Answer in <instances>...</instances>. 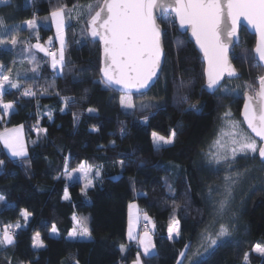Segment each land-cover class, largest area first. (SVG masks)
I'll use <instances>...</instances> for the list:
<instances>
[{
  "label": "trees",
  "instance_id": "16d2710c",
  "mask_svg": "<svg viewBox=\"0 0 264 264\" xmlns=\"http://www.w3.org/2000/svg\"><path fill=\"white\" fill-rule=\"evenodd\" d=\"M100 2L10 0L7 4L0 3V20L9 26L7 33H0V38L10 40L16 36L19 41L16 49L8 45L9 50L5 51L4 46H0V64L5 66V73L8 67L13 69V79L19 73L22 85L19 90L5 89L3 101L15 102V110L7 116L0 110V131L22 125L27 145L26 160L10 158L0 148V161H4L0 196L6 200V203H0V229L5 224H24L21 209L33 213L26 228L17 229L15 245L0 248V264H8L9 259L11 264H77V261L79 264H130L138 252L137 246L126 238L127 207L132 202L151 217L152 228L155 225L152 239L156 252L151 258L142 256L143 264H177L179 253L189 240L192 247L184 264H189L190 259H199L202 264H244L245 252L249 253L248 264H264V257L252 251L253 245H264V169L257 154L255 159L251 158L252 154L247 159H238L233 168V172L251 169L235 191L233 210L237 213L239 227L232 239L238 242L224 243L207 258L195 255L198 251L204 252V248L199 247L200 233L211 219L208 185H222L228 174L227 165H220L218 170L215 166H207L209 145L225 112L230 111L243 125L240 109L244 92L253 95V90L258 87L256 77L264 74V67L253 59L255 37L241 29V40L234 50L237 57H242L241 49L246 48L247 58L243 62L241 59L232 62L242 75L239 79L225 81L231 86L246 83L248 87H241L236 95L217 100L201 90L204 65L187 33L178 31L171 14H164L158 18V23L166 30L164 50L168 55L163 72L146 96L132 95L136 110H125L119 103L122 94L102 90L101 85L93 83L102 75L101 54L97 39L88 34L87 17L84 16L85 23L65 27V54L70 60L69 67L83 71L68 73L65 70L63 78L55 77L48 57L32 49L36 63L40 65V70L33 73V65L25 59L24 49L34 44L37 36L45 37L51 31L42 26L35 32L27 30L22 26L25 20L50 14L64 5L73 8L83 3L98 5ZM16 25L21 27L14 30ZM177 40L183 41L179 48L173 43ZM74 76L79 83L73 81ZM181 78L193 82L192 87L185 90L189 95L186 102L174 99L175 84ZM29 88L36 96L21 98L23 91ZM65 96L74 97L75 103H69L62 113L60 108ZM148 98H155L152 102L158 107L141 111L140 102ZM193 104L198 105L200 111H185ZM89 108H95L97 112L89 114ZM73 113L80 116L75 126ZM150 113L149 123H143V118ZM93 126L98 131H91ZM122 126L126 129L123 137ZM37 127L47 129V132H40L39 143L34 145L33 141L38 139ZM173 128L177 131L175 144L154 150L151 132L164 129L169 132ZM112 141H115L114 146ZM66 156L69 157L67 171L77 168L82 161L93 169L102 170V179L93 178L94 186L88 189L87 196L81 193V182L65 180ZM120 161L125 163L123 170ZM66 183L68 200L62 199ZM168 185L172 186L173 192L169 191ZM176 205L179 207L175 215L181 220L182 233L179 238L169 241L167 227ZM74 215L87 218L91 241L68 239ZM53 223L59 231L55 236L50 235ZM37 231L46 245L41 249L32 246V237ZM121 244L126 245L124 253L119 250Z\"/></svg>",
  "mask_w": 264,
  "mask_h": 264
},
{
  "label": "snow or ice",
  "instance_id": "6c2138e0",
  "mask_svg": "<svg viewBox=\"0 0 264 264\" xmlns=\"http://www.w3.org/2000/svg\"><path fill=\"white\" fill-rule=\"evenodd\" d=\"M10 0H0V3L7 4ZM160 9L171 10L175 14V19L179 23L180 28L190 30L191 37L194 38L195 44L202 51L204 60L206 61L202 75L204 83L201 86L202 91H207L217 100H223L226 97L238 94L241 87L247 88L248 85L231 86L225 83L226 80L239 79L242 72L233 65V59L247 58L248 50L241 49L242 57H237L234 45L240 43L238 36V27L241 18L245 19L256 31L258 40L254 48L253 59H258L259 66H264V0H101L98 5L89 4L84 11H78L76 18L81 23H85L84 16L87 15L86 27L88 34L92 38H99L103 48L101 60V78L93 80L94 84H99L102 90H114L113 86H119L120 96L119 103L122 109L135 111L137 105L133 102V90L135 94L146 96L147 92L155 86L159 81L163 72L164 61L167 58V53L164 50L166 30L157 23L156 11ZM76 10L67 9V6H61L50 13L52 24L56 29V39L60 43L58 52H53L44 45L37 42L31 44L24 49L25 59L29 64H32V72L36 73L40 70V65L36 63V57L32 53V49H37L45 53L50 58V67L54 72L55 77L63 78L65 70L68 73L74 71H83L76 69L75 66L69 67L70 60L66 57V41H65V12ZM45 19H48L47 17ZM24 24L32 32L37 31V22L35 18L27 19ZM21 26L16 25L14 30H18ZM9 26L5 25L3 20H0V30L8 32ZM51 37L48 43H51ZM19 41L16 36H12L10 40L0 38V46H4V50L8 51V45L11 49H16ZM177 48L183 45V41L177 40L173 42ZM15 63V61H13ZM178 63V61H177ZM5 66L0 64V109L5 116L15 110V102L3 101V95L6 86L11 89L19 90L22 85L19 82L20 74H16V79H13L11 67L4 71ZM183 74H181L182 77ZM259 87L254 89L255 96H250L247 91L244 92V120L248 128L259 138L243 135L236 131L237 124L227 118L230 112H225L223 118L227 121L226 127L229 131L224 132L221 138L215 141L214 149L207 153V166H215L218 170L220 165H227L228 174L225 175L222 185H208V203L210 207L211 219L209 224L201 230L199 247L204 248V252L199 251L195 254L200 257L207 258L214 254L218 247L224 243L233 240V234L237 231L239 225L236 223L238 216L234 209L235 191L239 184L249 175L251 169L237 170L233 172L235 162L240 159L251 158L255 159L256 154L259 157V164L264 169V74L256 77ZM75 83H79L77 77H73ZM193 85L192 81L185 82L183 78L175 84L174 99L178 102H186L189 100V95L185 91ZM167 81H165V88ZM88 90L85 89V92ZM59 95V92H57ZM36 93L32 89H25L21 95L24 97H35ZM259 99L260 105L257 109L253 103ZM148 98L142 100L139 104L141 111H148L150 108L158 107L152 100ZM63 106L60 112H65L69 103H75V98L71 96L62 97ZM185 111H200L198 105H190ZM89 114L96 113L97 109H87ZM150 116L143 118V123L148 124ZM49 120L52 119L51 112L48 113ZM80 119V116L73 113V125L75 126ZM123 125V122H121ZM39 124V120L37 121ZM22 125L13 129H5L0 132V142L7 149L10 158L17 160L27 159V148L22 141L21 132ZM35 131L38 134V139L33 141V144L39 143V133L47 132V129L37 127ZM91 131L95 132L98 129L93 126ZM121 136L126 134L125 127L120 129ZM177 131L175 128L169 131L167 136L160 134L158 131L151 132V141L154 150L160 151L168 146H173L176 142ZM115 145V141L111 142ZM47 159V158H46ZM69 157L64 159L65 180L69 181L76 178V173H79V179L83 181L81 193L87 196L88 189L94 186L93 176L95 179H102V170L100 168L93 169L86 161L73 169L67 171ZM121 170L124 169V161H120ZM4 161H0V174L3 173ZM142 166V165H141ZM30 167V165H29ZM59 179V177H56ZM113 179H116L115 177ZM170 192H173L171 185H168ZM190 191V186L189 189ZM255 190V189H253ZM264 190V189H262ZM138 196L146 195L145 193H136ZM62 199H70L67 183L65 184ZM0 203H6L5 197L0 196ZM134 205L129 204L131 209ZM176 205L173 209L167 227V239L174 241L179 238L182 233L181 220L175 215ZM231 213V215H229ZM20 215L24 220V224L16 223L5 224L0 229V248L13 246L16 243L15 235L17 229L26 228L33 213L27 209H21ZM227 217V220H225ZM139 216H137V220ZM143 219L148 223H152L151 217L146 213ZM74 227L68 232V238L73 240L91 241L92 232L87 226L86 217L73 216ZM218 224V227H217ZM155 225L153 224V228ZM59 231L55 223L52 224L50 235H58ZM129 241H138L139 251L136 254L132 264H143L144 258H151L156 252V245L153 242L150 231L146 230L142 235L138 234L134 227L133 221L129 219V229L127 233ZM32 246L34 249L46 247L41 239L40 232H35L32 237ZM192 247V241L184 245V249L179 253L177 264H184V258L188 255V250ZM120 252L126 251V245H120ZM253 252L264 256V246L260 244L253 245ZM249 253H244V264H248ZM11 264V259L8 260ZM77 264L79 262L77 261ZM189 264H202V261L189 260Z\"/></svg>",
  "mask_w": 264,
  "mask_h": 264
},
{
  "label": "rangeland",
  "instance_id": "374dc122",
  "mask_svg": "<svg viewBox=\"0 0 264 264\" xmlns=\"http://www.w3.org/2000/svg\"><path fill=\"white\" fill-rule=\"evenodd\" d=\"M89 4L95 5L96 3H83L81 5L76 6V10L75 11H72V12L66 11L65 12V27L67 25L72 24V23L73 24H80L81 22L78 21L77 18H76L77 12L78 11H84L85 10V7L87 5H89ZM67 9L71 10L73 8H67ZM162 16H165V15L163 14ZM46 17L48 19H45ZM86 17H87V15H85V18ZM36 22H37V28L39 26H42V27H49L51 29L50 33H48L45 37L37 36V39L39 40V43H41L42 45H44L46 48L50 49L53 52H58V50L60 48V43L56 39V29H55L54 25L52 24L50 14H46V15L39 16L38 18H36ZM22 26L27 29V26L24 24V22H23ZM27 30H29V29H27ZM79 31H81V34H82V32H83V27L82 26L79 28ZM1 32L4 33L3 30H1L0 33ZM50 37L52 38L51 39V43H48ZM65 39H66V36H65ZM36 42H37V40H36ZM25 45H27V42L25 43ZM37 51H39V50H37ZM40 53H42V54L45 55V53H43V52H40ZM47 59L51 63L50 58L48 57ZM49 86H51V82L49 83ZM0 110H2V109H0ZM227 112H230V111H227ZM0 116H1V114H0ZM223 116L221 117L220 122H219V125H218L217 129L214 132L213 140L211 141V144L209 145V148H208L209 151L214 149L215 141L218 138H221L223 136V133L224 132L229 131V129L225 126L226 123H227V121L223 118ZM227 119L228 120H231V121H233V122H235L237 124V128L235 129L236 131L240 132L243 135H247V136L252 137L247 132L246 128L236 119V117L231 112H230V116ZM17 126H21V125L12 126V127L5 128V129H13V128H16ZM5 129H3V131ZM3 131H0V132H3ZM158 132L160 134H162V135H165V136H167L169 134V132L166 131L165 129L164 130H161V131H158ZM21 137H22V141L25 144V146H27L26 145V139H25V133H24V128L23 127H22ZM0 148H3V150L8 154L7 149L4 148V145H3L2 142H0ZM8 155L10 156V154H8ZM72 170L73 169L69 170V172H71ZM75 175H76V178L75 179H72V180H69L68 182H71V181L76 180V181L81 182L82 185H83V181L79 179V175L80 174L79 173H76ZM92 178H94V176ZM134 204H136V203H134ZM143 215H144V213H143ZM149 225H150V228H149L148 231H150V234H151L153 228H152V224L151 223H149ZM73 227H74V221H73ZM67 237H68V234H67ZM68 239H70V238H68ZM261 246H264V245H261ZM254 253H256V252H254ZM256 254L260 255L259 253H256ZM260 256L261 257H264L262 255H260Z\"/></svg>",
  "mask_w": 264,
  "mask_h": 264
},
{
  "label": "water",
  "instance_id": "95a60500",
  "mask_svg": "<svg viewBox=\"0 0 264 264\" xmlns=\"http://www.w3.org/2000/svg\"><path fill=\"white\" fill-rule=\"evenodd\" d=\"M156 16H157V23H158V18H160L163 14H171L173 17H174V19H175V14L173 13V12H171V10H167V9H160V10H157L156 11ZM175 23H176V26H177V29H178V31L179 32H181V33H187V35H188V39H189V41L194 45V48H195V50L198 52V54L200 55V61L203 63V65H204V67H205V64H206V61L204 60V56H203V53H202V51L199 49V47L195 44V40H194V38L193 37H191V33H190V30H187L186 28H180L179 27V23H178V21L175 19ZM242 28H244L246 31H247V33H249L250 35H252V36H254L255 37V45H254V47H253V50H254V48H255V46H256V43H257V40H258V36H257V34H256V31H255V29L245 20V19H243V18H241V20H240V22H239V27H238V36H239V38H240V35H241V29ZM97 39V41H98V43H99V46H100V54H101V60H102V54H103V48H102V45H101V43H100V41H99V38L97 37L96 38ZM241 40V39H240ZM236 45H238V44H235L234 46H236ZM252 50V52H253V55H254V51ZM258 63H259V61H258V59H255ZM101 66H102V64H101ZM261 67H264V66H261ZM114 87V91H116V92H118V93H120V94H122L121 93V91H119V86H113ZM258 87H259V84H258ZM258 87H257V89H258ZM207 92V91H206ZM208 93V92H207ZM133 94H135V90H133ZM250 96H255V93L253 94V95H250ZM244 103H245V99H244V96H243V103H242V106H241V109H240V118H241V121H242V123H243V125H244V127L246 128V130H247V132L253 137V138H256L255 137V134L251 131V129L250 128H248V125H247V123L245 122V120H244V115H243V111H244ZM253 103L256 105V107H257V109L259 108V105H260V101H259V99L257 98L256 100H254L253 101ZM257 139V141L259 142V138H256ZM258 155V154H257ZM259 158V157H258Z\"/></svg>",
  "mask_w": 264,
  "mask_h": 264
},
{
  "label": "crops",
  "instance_id": "0c3cea01",
  "mask_svg": "<svg viewBox=\"0 0 264 264\" xmlns=\"http://www.w3.org/2000/svg\"><path fill=\"white\" fill-rule=\"evenodd\" d=\"M6 88H8L7 86H6ZM5 88V89H6ZM2 111V110H1ZM3 113V112H2ZM3 131V130H2ZM135 202H132V204L134 205L131 209L129 208V205H128V207H127V227H126V238H127V240H128V242H132V243H134L136 246H137V248H138V251L140 250L139 249V244H138V241H135V240H133V241H129V239H128V236H127V233H128V229H129V219H130V213H131V218H132V221H133V227H134V229H135V231L138 233V234H140V235H142L144 232H140L139 230H138V225H139V222L140 221H142V220H144L143 219V212H142V210L138 207V205L137 204H134ZM137 216H139V219L137 220ZM13 225H15V224H13ZM151 235H152V232H151ZM130 264H132V262L130 263Z\"/></svg>",
  "mask_w": 264,
  "mask_h": 264
},
{
  "label": "built area",
  "instance_id": "2783aa9c",
  "mask_svg": "<svg viewBox=\"0 0 264 264\" xmlns=\"http://www.w3.org/2000/svg\"><path fill=\"white\" fill-rule=\"evenodd\" d=\"M149 228H150V225H149V223L147 221L142 220V221L139 222L138 230L140 232H144L146 230H149Z\"/></svg>",
  "mask_w": 264,
  "mask_h": 264
}]
</instances>
